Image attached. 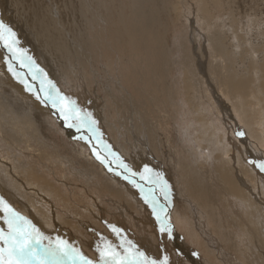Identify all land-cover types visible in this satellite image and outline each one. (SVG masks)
<instances>
[{"label":"bare ground","instance_id":"obj_1","mask_svg":"<svg viewBox=\"0 0 264 264\" xmlns=\"http://www.w3.org/2000/svg\"><path fill=\"white\" fill-rule=\"evenodd\" d=\"M54 1L0 0L2 23L37 65L31 63L32 69H46L64 97L56 105L37 97L43 93L40 84L35 82L34 94L8 57L7 46L13 44L7 37L0 41V195L6 194L26 217L36 218L44 242L52 238L46 242L56 247L64 242L61 248L75 264H82L81 257L91 264L123 260L122 251L104 243L108 234L97 232H114L108 219L117 215L124 221L136 218L134 233L144 235L139 247L149 244L148 201L94 157L89 159L83 142L64 140L59 124L66 118L57 123L54 116H61V106L71 108V100L94 121L105 142L128 159L132 175L158 187L170 202L165 205L173 223L166 225V236L154 233L159 245L153 243L148 252L153 251L156 264H264V32L253 30L261 35L252 32L256 40L239 38L230 26L229 34L222 35V26H214L224 21L223 5L230 0H192L191 17L185 0ZM259 11L253 15L260 20L264 10ZM41 102L58 105V110ZM48 133L59 137L48 139ZM80 146L82 160H77ZM23 214L18 215L25 220ZM1 215L6 236L8 217L4 211ZM175 227L203 260L183 244ZM60 228L82 240V252L75 247L73 254ZM102 252L115 257H102ZM125 255L131 257L133 250Z\"/></svg>","mask_w":264,"mask_h":264},{"label":"rangeland","instance_id":"obj_2","mask_svg":"<svg viewBox=\"0 0 264 264\" xmlns=\"http://www.w3.org/2000/svg\"><path fill=\"white\" fill-rule=\"evenodd\" d=\"M51 2H53L54 0H50ZM82 1V0H81ZM80 1V2H81ZM191 1L192 0H185L184 2L185 3H188L187 5H186V10L188 9L189 11L187 12V15H189V17H191V15H192V13H193V11H195L194 9H195V7H194V5H193V3H191ZM55 2V1H54ZM91 2V3H90ZM97 2H99V3H101V0H89V4H91V5H94V4H97ZM193 2V1H192ZM229 2V3H228ZM227 3L228 4H226V3H224V5H223V11L225 12V14H223L224 16L222 17L223 18V20L225 21H220V24H219V22H218V25H215L214 27H218V28H220V26H222L221 27V29H222V35H224V36H226V34L228 35L229 34V32L232 30L233 32H235V31H237V32H235L236 34H237V36L239 37V38H241V37H248V38H250L251 37V39H253V40H256V36H258V38L261 36L260 34H258V32H255V31H260L259 33H262V32H264V23H262V21L264 20V12H263V10H264V0H230V1H228ZM98 3V4H99ZM192 5H191V4ZM231 6H230V5ZM237 5V7L236 6H234V5ZM240 5V6H239ZM226 7H227V9H226ZM229 7V8H228ZM240 7V8H239ZM243 7V8H242ZM84 8H87L86 6H84ZM234 8V9H233ZM191 9V10H190ZM236 10V11H235ZM242 10V11H241ZM244 10V11H243ZM256 10H260L259 12H263V13H260L261 15L260 16H262V17H260V20H259V17H256L255 18V16L254 15H256V13H255V11ZM227 11V12H226ZM240 11V12H239ZM246 11V12H245ZM250 11H251V13H250ZM253 11V12H252ZM229 12V13H228ZM189 13V14H188ZM245 13V14H244ZM251 14L250 16H249V14ZM253 13H255L254 15H253ZM240 14V15H239ZM228 15V16H227ZM244 15H245V17H244ZM248 16V18L249 19H247V16ZM258 15H259V13H258ZM225 16L227 17L226 19H227V21H229V22H227L226 23V19H224L225 18ZM242 16V17H241ZM234 17V18H233ZM237 17V18H236ZM251 17H252V19H251ZM258 18V19H257ZM229 19H231V20H229ZM239 19V20H238ZM246 19V20H245ZM261 19H263L262 21H261ZM238 20V21H237ZM244 21L245 20V22H242V21ZM259 21V26L261 25L262 26V28L263 29H261V27H259V26H257L258 25V21ZM189 21H192V19L191 18H189ZM233 21V22H232ZM239 22V21H241V22H239V23H237V22ZM249 21V22H248ZM255 21V22H254ZM2 22H4L2 19H1V17H0V24L2 23ZM182 22H183V19H182ZM223 22V23H222ZM231 22H232V24H231ZM235 22V23H234ZM246 22H248V23H250V22H254L253 24L251 23V24H249L248 25V23H246ZM241 23H243V24H241ZM248 25V27H246L247 28V31H246V28L245 29H243V26L245 27V25L246 24ZM260 23H262V24H260ZM5 27H6V24L5 23H2ZM183 24H185L184 22H183ZM226 24V25H225ZM237 24V25H236ZM238 24H241V25H238ZM245 24V25H244ZM226 26V28L227 27H232V29L230 30V28L228 29H226L225 28V26ZM233 25V26H232ZM235 25H236V27L238 28H236L235 27ZM243 25V26H242ZM246 25V26H247ZM239 26V27H238ZM233 27H235V28H233ZM242 29H241V28ZM7 28V27H6ZM250 30H249V29ZM252 28V29H251ZM224 29H225V31H224ZM235 31H234V30ZM237 29V30H236ZM258 29V30H257ZM253 30H255V31H253ZM228 33H227V32ZM238 31H239V33L240 34H238ZM250 33H249V32ZM242 32H243V35H242ZM256 33V36L253 34V33ZM252 33V34H251ZM236 34H234V35H236ZM246 34V35H245ZM250 36H249V35ZM258 34V35H257ZM253 35H254V37H253ZM257 38V39H258ZM6 40H9L8 38L6 39ZM11 41V40H10ZM12 43V42H11ZM232 40H231V42H229V51H230V49L232 48ZM13 44V43H12ZM16 47V48H15ZM7 48L8 49H13V51H17L15 54H16V56L17 55H19V56H23V58L26 60L25 62H27V64L25 63V62H23L21 59H19V60H21V61H17L16 59H14V58H12V65L14 64V68L17 70V73H19V75H21V77H23V79H26V80H24L25 82H26V85H28V87H30L31 88V90H32V92L35 94L36 92L34 91L35 90V88H36V83H37V85H39V87H40V89H41V91H43V93L41 92V93H39V96H37V97H47V99H46V97L44 98V99H46L47 101H48V103L49 104H57V102L59 103V99L60 98H63L64 99V97H63V94L62 93H60L57 89L55 90V88H57L56 86H55V84L53 83V81L51 80V78L49 77V78H47L48 76H49V74H48V72H46V69H44L41 65H39L40 66V71L39 70H37L36 68V70H33L32 69V66H31V63H32V61H30L29 60V58H28V55L26 54V53H24V51L19 47V45L18 44H16V43H14L13 44V46L12 45H10V46H7ZM227 49V50H228ZM8 52H10V51H8ZM230 55H232V53H231V51H230ZM10 59H11V57H10V55L8 56ZM49 57V59L50 60H52V63L53 64H56L57 63V60L56 59H53L51 56H48ZM48 57H47V59H48ZM47 59H45V60H47ZM17 61V62H16ZM20 62V63H19ZM15 63H16V65H15ZM22 63H24V64H22ZM35 63H37V62H35ZM32 65L33 66H35V67H37V65L36 64H33L32 63ZM28 66V67H27ZM16 67H18V69L16 68ZM25 68V69H24ZM22 69V70H21ZM41 70H43V72L45 73V75H44V73L41 71ZM20 71V72H19ZM28 71V72H27ZM37 71V72H36ZM24 72V73H23ZM39 72H41V73H39ZM31 73H33V75L31 74ZM37 73V74H36ZM47 73V74H46ZM32 75V76H31ZM35 78H34V77ZM30 78V79H29ZM32 78V79H31ZM50 79V80H49ZM36 82V83H35ZM33 84V85H32ZM53 84V85H52ZM44 88H45V90H44ZM51 90V91H50ZM46 91V92H45ZM40 92V91H39ZM54 93V94H53ZM57 93L59 94L58 95V97H57ZM11 96H13L14 98H15V100H16V96H15V94H10ZM18 98H19V96H17ZM20 99V98H19ZM65 99L68 101V99L65 97ZM44 101V100H43ZM54 101H55V103H54ZM63 101V100H62ZM69 103H67L68 105H70L71 107H76V114L75 113H72V114H74L73 116H71L70 118H68V121H67V119H64V120H62V117L63 118H65V116L68 114V109L69 108H67L66 106H61L60 107V110H67L66 111V115H64L63 114V112L62 111H59L57 108V106L55 107V105H53V107L52 106H49V105H47V106H45V104H44V102H41L45 107H47V108H49L50 110L52 109V111L53 110H55V111H57L58 110V114H60L61 116L60 117H57L56 115L54 116L55 118H54V120H56V122L57 123H60V121L62 120V124H59V125H61L62 126V130L64 131L63 133H64V140L66 139V140H68L67 142L70 144V139H73L72 141H76V140H78L79 142H83V147H84V151L85 152H87L86 153V155H88V158L90 157V158H93L92 160H96V163L100 166H105V167H103L104 169H105V171H109L110 173H112L113 174V176L115 177L116 176V178L117 179H121L122 181H124V182H126L128 185H130V186H133L140 194H138L139 195V198H142V199H144L145 200V202H147L148 201V203L145 205L146 207H147V211H146V209L144 210V212L145 213H148L149 215H151V216H149V219L151 220L152 219V227L151 226H149V228L150 229H152V232H145L146 234H149V239H150V241H149V244H147V246H148V248L149 249H147V246L145 247V242H144V240H142V242H144L143 243V245H141V247H139L140 246V241L138 240V239H140V237L141 238H144V235H142V233H134L135 232V230L136 229H139V223H137L138 221H137V219L136 218H132L131 216H128L127 218H126V220L124 221V219H122V218H120V216L119 215H117L118 216V218H115V217H112V218H109L108 219V223L110 224V225H112L113 226V228H112V230L113 229H115L114 230V232L113 231H108V233L107 232H101V233H99L100 232V230H99V228H97L98 229V235L101 237V236H103V235H107L106 237H108V238H104V237H102L104 240V243L107 245V246H109V247H107L108 249H113V250H115V251H118V250H120V251H122L123 252V256L121 257L123 260H126V259H128V264H131V262L132 261H137V260H140L141 258L139 257L138 258V254L139 253H142L143 254V259L144 260H146V261H154V258H156V256L155 255H153L152 256V252L151 253H148V252H150L151 251V249H152V244L154 243V244H158L159 245V242L158 241H156L155 239H153V237L155 236V234H160V236H166V233L169 231V228L166 226L167 224L169 225V223H173V218L171 217L172 216V214L171 213H169L170 211L168 210V211H166V209L168 208L167 206L168 205H170V202L169 201H167V200H165L163 197H162V194H161V192H160V189L158 188V187H155V186H153V184L152 183H150V182H147L146 184H147V187H146V185H145V183H144V181H142L143 179H139L138 178V176H133L132 175V173H131V169L128 167L129 165H127V162H126V160L125 159H127V158H124V156H122L119 152H117V151H119V150H117V149H113V147L111 146V144H108L107 142H105V139L103 138V137H101L100 135H101V132L100 131H98L99 129H97V126H96V124H94V123H92L93 121H88V120H91V119H89V116L86 114V112L84 111V110H82V109H80L77 105H76V103H72V101L71 100H69L68 101ZM71 103H72V105H71ZM38 104V106L40 107V105H39V103H37ZM51 107V108H50ZM81 111V112H80ZM62 112V113H61ZM50 114V113H49ZM71 114V115H72ZM51 115V114H50ZM80 115V116H79ZM52 116V115H51ZM76 116V117H75ZM79 116V117H78ZM58 118V119H57ZM75 118V119H74ZM84 118V119H83ZM88 119V120H87ZM41 120H42V118L41 117H39L38 119H37V121H38V123H40L41 122ZM57 120H59V121H57ZM72 120V121H71ZM67 123H66V122ZM129 122V124H128V122ZM83 122V123H82ZM43 123V122H42ZM74 123V124H73ZM79 123V124H78ZM71 124V125H70ZM71 127H70V126ZM92 125H93V127H92ZM130 120H126L125 121V126H124V128L126 129V131H127V133L129 134V131H128V128L130 127ZM65 126H67V127H65ZM69 126V127H68ZM73 126H74V128H73ZM77 126V127H76ZM95 126V127H94ZM63 127H65V128H63ZM68 128V129H67ZM70 128V129H69ZM93 128H96V130H92ZM48 129L49 130H51L49 127H48ZM92 130V131H91ZM130 135V134H129ZM59 137V135L58 134H53V133H48V136H47V138L49 139V138H51V139H57L58 137ZM66 136H68V137H66ZM90 136V140H88V138L87 137H89ZM109 137V136H108ZM110 138V137H109ZM76 139V140H75ZM65 140V141H66ZM70 140V141H69ZM91 141H92V145H91V147H90V143H91ZM85 142V143H84ZM131 142L133 143L134 141H132L131 140ZM136 142H138V141H136ZM103 144V145H102ZM131 145H132V147H131ZM130 145V147L128 148V147H126L127 149H126V152L127 153H131V152H133L132 151V149L134 148V146L135 145H133V144H131ZM109 147V148H108ZM131 151V152H130ZM112 153L113 154H115L116 156H113L112 155ZM125 152L123 151V154H124ZM62 155H63V153H61ZM91 154V155H90ZM169 153L167 152V153H165V155L167 156ZM75 156H76V159L77 160H82V156H81V146L79 147V151H78V155H76L75 154ZM118 157V158H117ZM120 157V158H119ZM123 157V158H122ZM168 157H169V155H168ZM89 158V159H90ZM121 158H122V160H121ZM119 159V160H118ZM166 159L167 158H165V159H163L164 160V162L166 163ZM124 160V161H123ZM128 160V159H127ZM84 161V160H83ZM149 161V160H148ZM150 162H152L151 160H150ZM118 163V164H117ZM108 164V165H107ZM167 164V163H166ZM100 166V167H101ZM109 169H108V168ZM119 169V170H118ZM112 171H114V173L112 172ZM126 171V172H125ZM116 173V174H115ZM1 174V173H0ZM118 174V175H117ZM133 174H135L136 175V173H133ZM121 177H120V176ZM119 177V178H118ZM124 177V178H123ZM130 177V178H129ZM130 179V180H129ZM139 179V180H138ZM131 181V182H130ZM136 182H138V183H140V184H137ZM143 183H144V185H143ZM131 184H135V185H131ZM137 184V185H136ZM150 184H152V185H150ZM140 187V188H139ZM145 187V188H144ZM149 187H151V188H149ZM155 187V188H154ZM144 188V189H143ZM152 191V192H151ZM157 191V192H156ZM8 195H9V193L8 192H6ZM144 193V194H143ZM146 194V195H145ZM159 194V195H158ZM161 195V196H160ZM7 195L6 194H3V195H0V200H5V201H7V202H5V204H7V206L12 210V209H14V210H16V207L14 208V206H12L9 202H8V200H7ZM160 198H162V200L160 199ZM153 199V200H152ZM166 201L168 202V203H166ZM19 202H20V200H19ZM157 204H156V203ZM167 206H166V205ZM10 205H11V207H13V208H11L10 207ZM150 205H151V207H150ZM165 205V206H164ZM155 206V207H154ZM154 207V208H153ZM13 210V211H14ZM143 211V210H142ZM15 213H17V214H23V212H21V210L19 211V210H16V211H14ZM157 212H158V214H157ZM165 212V213H164ZM169 213V214H171V215H169V214H167V213ZM163 213V214H162ZM24 215V214H23ZM157 215V216H156ZM3 215H1L0 217H2ZM25 216V220H27L29 223H31V224H29V225H27V227L29 226V227H32V225H33V227L34 226H36V227H34L35 229L37 228V230L39 229H42L41 227H40V225L36 222V218H34V216L32 217L31 216V218L30 217H26V215H24ZM160 216V217H159ZM166 217V218H165ZM168 217V218H167ZM159 218V219H158ZM4 219V217H2V218H0V226H2L3 225V221L1 222V220H3ZM113 219V220H112ZM144 219H145V217H144ZM158 219V220H157ZM171 219V220H170ZM31 220H35V223L33 222H31ZM132 220V221H131ZM141 220V219H140ZM114 221V222H113ZM127 221V222H126ZM156 221V222H155ZM171 221V222H170ZM169 222V223H168ZM2 223V224H1ZM135 224V225H134ZM159 224V225H158ZM4 226L5 227H7L8 228V223H7V225L4 223ZM135 226H137V227H135ZM26 227V226H25ZM99 227H101V226H99ZM149 228H148V226H146V227H143V230H145V231H148L149 230ZM161 228H164L165 230L164 231H162L161 230ZM125 229V230H124ZM168 229V230H167ZM1 230H2V227H0V232H1ZM4 230L5 229H3L2 230V232H4ZM38 230V231H39ZM65 230V232H66V235H67V237H68V240H70V242H71V244L74 246V249L72 250V252H73V254H77V251H76V249H75V247L77 248V250H79V251H81L82 252V250H83V248H82V240L79 238V237H77V235L76 234H74L73 232H69L68 230H66L65 228H60V229H58V231L59 232H61V231H64ZM158 230V231H157ZM167 230V231H166ZM9 231V230H8ZM118 231V232H117ZM175 233H176V235L177 236H181V239L183 240V244L185 245V246H188L187 248L189 249V246H190V251H191V253H193V254H195V255H197L198 257H201L200 259L201 260H203V257H202V255H200L199 254V252L196 250V248H193V247H191L192 245H190L189 243V245H186L184 242H185V240H187V239H183V237H185L184 236V234L182 233V232H180L179 230H176V227H175ZM41 232V231H40ZM133 232V233H132ZM158 232V233H157ZM166 232V233H165ZM41 233H43V232H41ZM155 233V234H154ZM113 234V235H112ZM120 234V235H119ZM183 234V235H182ZM42 236L44 235V233L43 234H41ZM120 236L121 238H122V242H121V239L119 240V238L120 237H118V236ZM114 236V237H113ZM150 236H152V237H150ZM113 237V238H112ZM138 237V238H137ZM110 238V239H109ZM155 238H156V236H155ZM157 238H158V235H157ZM53 240L52 238H46V241H48V240ZM73 240L74 241H76L77 242V244H74L73 243ZM44 242V240H42V244L45 246V247H53V248H56V244L53 242V244H54V246H53V244L51 243V241H50V243H51V245H50V243L49 242ZM84 243V242H83ZM126 243V244H125ZM187 243V242H186ZM48 246H47V245ZM120 244V245H119ZM114 245V246H113ZM84 246H85V249L86 250H88V249H90V247H86V245H85V243H84ZM114 248H113V247ZM120 247H123V248H125V249H119ZM169 247V242H168V244H167V248ZM195 247V246H194ZM88 248V249H87ZM135 248V249H134ZM136 248H139V249H136ZM144 249V250H143ZM131 251V250H133V255L131 256V257H127L126 255H125V253H126V251ZM137 250H138V252H137ZM135 251V252H134ZM170 254H173V256H174V254H176V252H175V250H171V248H170ZM174 252V253H173ZM86 255V254H85ZM124 255H125V257H124ZM145 255V256H144ZM200 255V256H199ZM137 256V258H135ZM71 257V256H70ZM147 259H146V258ZM175 257V256H174ZM65 258V257H64ZM63 258V263L62 264H73V260H69V257H68V260H69V262H67V257L64 259ZM132 259V260H131ZM184 260V259H183ZM203 262V261H202ZM202 264H208V263H202Z\"/></svg>","mask_w":264,"mask_h":264},{"label":"snow or ice","instance_id":"obj_3","mask_svg":"<svg viewBox=\"0 0 264 264\" xmlns=\"http://www.w3.org/2000/svg\"><path fill=\"white\" fill-rule=\"evenodd\" d=\"M5 37L11 40L13 44L16 43L14 39L15 34L11 29L0 24V41L5 40ZM60 100L62 101L63 98H60ZM76 111L74 107L69 108L65 118H70L71 114ZM240 135L243 134L240 133ZM261 167L264 168V165ZM0 211L7 213V223L9 225V231L6 236L0 232V242L3 245L0 246V264H62L64 257L71 256V253L67 249L62 250L61 246L64 242H60L56 248L45 247L42 244L44 237L39 231L34 227H25L29 222L23 220L22 217L13 212L3 200H0ZM161 230L164 231L165 229L162 228ZM106 254L115 257V253L105 252H102L101 256L103 257ZM138 256L141 259L132 261L131 264H156L155 261L144 260L142 253H139ZM80 259L82 260V264H91V261L84 260L83 257ZM73 264H75L74 260ZM111 264H128V262L114 258Z\"/></svg>","mask_w":264,"mask_h":264},{"label":"water","instance_id":"obj_4","mask_svg":"<svg viewBox=\"0 0 264 264\" xmlns=\"http://www.w3.org/2000/svg\"><path fill=\"white\" fill-rule=\"evenodd\" d=\"M0 45H2L1 42H0ZM7 53H9L11 59L14 58V59H16L17 61H21V60H19V59H21V57H20L19 55L16 56L15 51H13V49L10 48V52H7ZM39 73H41V72H39ZM63 114H64V113H63ZM65 115H66V114H65ZM75 117H76V116H75ZM87 138H88V140H90V136L87 137ZM91 145H92V141H91V143H90V147H91ZM107 165H108V164H107ZM146 187H147V185H146Z\"/></svg>","mask_w":264,"mask_h":264}]
</instances>
